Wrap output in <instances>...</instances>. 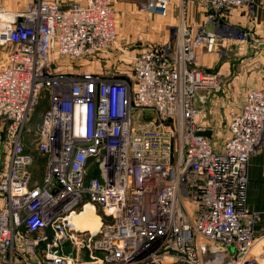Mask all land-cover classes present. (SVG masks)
I'll list each match as a JSON object with an SVG mask.
<instances>
[{
  "label": "built area",
  "instance_id": "obj_1",
  "mask_svg": "<svg viewBox=\"0 0 264 264\" xmlns=\"http://www.w3.org/2000/svg\"><path fill=\"white\" fill-rule=\"evenodd\" d=\"M186 3L213 29L184 24L172 47L129 57L117 48L114 0L1 11L0 264H264L258 213L242 206L248 161L264 147V89L244 90L227 112L220 147L193 103L200 90H222L196 50L220 56L228 39L244 43L249 33L223 22L253 2ZM169 5L143 0L139 10L166 17ZM99 60L104 73L85 70ZM42 92L33 149L24 134ZM85 211L96 229L80 226Z\"/></svg>",
  "mask_w": 264,
  "mask_h": 264
},
{
  "label": "crops",
  "instance_id": "obj_2",
  "mask_svg": "<svg viewBox=\"0 0 264 264\" xmlns=\"http://www.w3.org/2000/svg\"><path fill=\"white\" fill-rule=\"evenodd\" d=\"M22 1L24 0H12V7H5V5L3 8L10 10V12L19 11L25 6L21 7ZM118 2L119 0H114V10ZM252 2V8L248 10L245 7L239 8L230 17H227L228 21L224 20L223 22L231 24L237 30L249 33V37L244 43L239 44L234 39H228L220 58L218 55L207 53L203 49L196 50V63L199 67L211 68L220 62L217 64L216 73L221 76L223 84L222 90L217 92L198 91L199 96H204V102L198 99L200 108L204 110V115L199 118V122L204 121L205 125L209 122V110L213 103L210 101L212 99L210 97L222 95L223 100H232L236 105L239 103L244 90L248 88L264 89V0H252ZM180 7L179 0L178 16L181 13ZM185 25L191 27L193 32L199 26L206 30L213 29L210 24L205 23V16L199 8L189 3ZM237 61H239L238 64H236ZM247 178L248 184L242 206L250 212L258 213L255 229L261 231L264 230V147L249 159ZM1 201L0 199V204Z\"/></svg>",
  "mask_w": 264,
  "mask_h": 264
},
{
  "label": "rangeland",
  "instance_id": "obj_3",
  "mask_svg": "<svg viewBox=\"0 0 264 264\" xmlns=\"http://www.w3.org/2000/svg\"><path fill=\"white\" fill-rule=\"evenodd\" d=\"M26 0L22 1L21 7L25 5ZM185 2V0H184ZM119 3V4H118ZM116 3L115 9V17H114V25L117 33V48H121L124 50L127 55L126 57L132 56L136 50H140L142 47L149 46H164L168 45L172 47L174 44L175 30L177 28H182L185 24L187 6L188 4H184L186 7L181 8L180 16H178L179 9L178 3L179 0H169V12L166 17H159L156 15H149L148 13L141 12L139 10V5L143 3V0H119ZM191 4V3H189ZM6 5V6H5ZM193 5V4H192ZM12 7V0H0V14L2 10H5L3 7ZM195 6V5H193ZM10 12V10H5ZM8 50L7 47H0V52H2V58L0 63H3L4 53ZM113 56L116 58L119 53L117 50H114ZM111 53V52H110ZM104 58H109L110 62L113 63V59L108 54H103ZM220 58V56H218ZM124 64L126 71L129 72V65L127 63ZM234 62V60H233ZM91 64L88 65L86 71L92 70L97 71V73H104L103 65L105 64L104 60L92 61ZM216 63L214 67L202 68L204 70H210L216 73ZM239 61L236 62L238 64ZM88 62L83 60L82 66L87 67ZM235 65V62H234ZM123 66V67H124ZM74 72H81L80 68H75ZM226 84V83H225ZM224 84V85H225ZM220 86L222 87V78ZM46 92H42L39 103L37 104V109L33 113V115L29 118L27 122V131L24 134V139L28 142V145H31L33 149H35V142L37 140V128L39 127V123L41 121V115L45 107L47 106L48 100L44 96ZM47 94V93H46ZM210 101H212V107L209 110V122L208 126L213 131V140L215 146L220 147L223 141L226 138V130L225 126H227V112L236 109L237 104L235 105L232 100L225 101L223 100L222 95L212 96L210 97ZM199 93L195 96L194 104L199 106ZM219 129V130H218ZM35 171L38 174L42 169L41 161L38 159L34 164ZM35 173V172H34ZM96 217V218H95ZM93 219H96V222L99 224V220L95 213L88 212L85 216L79 219L80 226L82 229L91 230L93 226L90 225V221L93 222Z\"/></svg>",
  "mask_w": 264,
  "mask_h": 264
},
{
  "label": "bare ground",
  "instance_id": "obj_4",
  "mask_svg": "<svg viewBox=\"0 0 264 264\" xmlns=\"http://www.w3.org/2000/svg\"><path fill=\"white\" fill-rule=\"evenodd\" d=\"M6 17L5 15H0V22L2 21H6ZM88 212L90 211H85L83 212V214L80 216V218H82L83 216H85ZM96 218V217H95ZM90 225L93 226L92 227V230L96 229L97 228V225H98V222H96V219H93V222L90 221Z\"/></svg>",
  "mask_w": 264,
  "mask_h": 264
},
{
  "label": "water",
  "instance_id": "obj_5",
  "mask_svg": "<svg viewBox=\"0 0 264 264\" xmlns=\"http://www.w3.org/2000/svg\"><path fill=\"white\" fill-rule=\"evenodd\" d=\"M204 136H206V137H210V132H205V133H204Z\"/></svg>",
  "mask_w": 264,
  "mask_h": 264
},
{
  "label": "trees",
  "instance_id": "obj_6",
  "mask_svg": "<svg viewBox=\"0 0 264 264\" xmlns=\"http://www.w3.org/2000/svg\"><path fill=\"white\" fill-rule=\"evenodd\" d=\"M41 161V160H40Z\"/></svg>",
  "mask_w": 264,
  "mask_h": 264
}]
</instances>
